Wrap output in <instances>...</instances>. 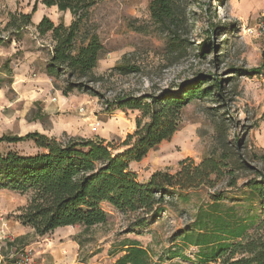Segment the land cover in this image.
I'll return each instance as SVG.
<instances>
[{"label": "rangeland", "instance_id": "obj_1", "mask_svg": "<svg viewBox=\"0 0 264 264\" xmlns=\"http://www.w3.org/2000/svg\"><path fill=\"white\" fill-rule=\"evenodd\" d=\"M150 1L99 0L93 8L90 23L96 26L103 44L94 69L102 80L90 84L99 94L95 96L78 91L65 95L64 77L55 79L45 73L53 43L49 33L39 34L34 22L48 17L55 24L69 23L70 12L46 6L41 0H0V28L11 14L19 24L22 15L31 16V24L20 37L0 44V137L30 132L54 137L98 136L119 152L124 149L123 140L136 129L139 112L114 109L107 113L105 101L120 93L173 92L178 85L206 79L209 81L200 86L207 88L218 78L221 95L216 99L193 98L171 140L150 151L141 163L133 164V171L146 180L156 170L174 172L185 158L198 163L213 147L215 122H223L229 138L239 139L248 152L264 151V39L258 32L264 0H179L186 20L180 38L172 44L153 23ZM9 32L14 34L15 27ZM12 33H4V38ZM125 59L140 71L110 73L112 67L126 63ZM21 62L34 67V81L19 82L14 88L13 70ZM257 69L260 73L252 71ZM38 150L32 140L0 142V154L27 155ZM245 178L238 180L236 188L226 189L221 201L233 206L238 218L253 212L250 205L257 207L243 188ZM224 188L220 182L214 189L200 187L169 195L159 218L139 234L127 232L126 216L104 204V224L89 229L59 227L44 236L36 235L16 218L27 203V195L0 189V228L6 227L9 233L0 240V264H13L11 260L26 253L31 258L28 264H114L128 241H137L155 260L160 258V264H198L197 247L187 245L182 237L174 238L180 231L193 229L196 214L212 202L211 194Z\"/></svg>", "mask_w": 264, "mask_h": 264}, {"label": "trees", "instance_id": "obj_2", "mask_svg": "<svg viewBox=\"0 0 264 264\" xmlns=\"http://www.w3.org/2000/svg\"><path fill=\"white\" fill-rule=\"evenodd\" d=\"M98 1L41 0L61 12L69 11L72 16L69 23L57 24L43 17L35 26L39 34L49 33L53 45L45 73L55 79L64 77L65 95L78 91L99 96L90 86L102 80L94 69L101 59L103 44L96 26L90 23ZM149 12L167 42L172 44L180 38L186 15L179 0H151ZM21 17L19 24L16 16L10 15L0 28V44L20 37V32L31 24L30 15ZM11 27H15L14 34L9 32ZM4 33L12 35L4 38ZM125 62L112 67L110 73L126 75L140 71L135 64L126 59ZM252 71L260 73L261 69ZM2 81L0 76V87ZM207 81L181 84L177 91L160 94L120 93L105 101L107 113L114 109L139 112L136 129L123 140L124 149L119 152H114L110 142L98 136L54 137L40 132L1 136L0 142L32 140L39 149L27 155L11 151L0 154V189L28 197L16 217L19 223L33 229L38 236L65 226L89 229L107 221L103 209L107 204L126 216L127 232L139 234L159 218L169 195L200 187L214 189L224 182L225 188L212 193V202L196 214L193 229L180 231L174 239L182 237L187 245L197 247L198 264H264V151L248 152L239 139L229 138L223 122H215L213 147L198 163L185 158L174 172L156 170L145 182L138 180L130 168L131 162H140L149 151L171 140L181 127L185 107L193 98L216 99L221 95V79L216 78L212 85L201 88ZM246 172L248 175H244ZM242 176L246 177L243 188L257 207L250 205L253 212L238 218L234 207L221 201L226 189L236 188ZM122 252L114 264H160L161 261L155 260L137 241L124 243Z\"/></svg>", "mask_w": 264, "mask_h": 264}, {"label": "crops", "instance_id": "obj_3", "mask_svg": "<svg viewBox=\"0 0 264 264\" xmlns=\"http://www.w3.org/2000/svg\"><path fill=\"white\" fill-rule=\"evenodd\" d=\"M38 22L39 21H36V22H34L35 23V25H37L38 24ZM27 65L28 64H26V63H19L18 65H17V67L13 70V80H14V83H13V87L15 88L16 86H18V83L19 82H21L22 84L23 83H25V82H23V81H30V80H32V81H34L33 79H32V73H35L34 72V69L32 70L31 68H34V67H27ZM36 78V77H35ZM16 85V86H15ZM24 86V85H23ZM26 86H28V85H25L24 87H26ZM160 146V145H159ZM152 151V150H151ZM150 152V151H149ZM148 152V153H149ZM144 159V158H143ZM143 159L140 161V162H131L130 163V168L132 169V170H135L134 168H133V164H138V163H141L142 161H143ZM135 173H137L136 171H134ZM153 172H150L149 174H148V176H147V178H146V180H141L140 179V177L138 176V173H137V178H138V180H140V181H142V182H145V181H147L148 179H149V177H150V175L152 174ZM67 227H69V226H67ZM70 227H72V226H70Z\"/></svg>", "mask_w": 264, "mask_h": 264}, {"label": "built area", "instance_id": "obj_4", "mask_svg": "<svg viewBox=\"0 0 264 264\" xmlns=\"http://www.w3.org/2000/svg\"><path fill=\"white\" fill-rule=\"evenodd\" d=\"M258 32L260 36L264 39V18L258 25ZM4 224V223H2ZM1 224V225H2ZM8 230L6 227L0 228V240L8 238ZM31 258L28 253L23 254L22 257L19 260H15L13 264H28L30 262Z\"/></svg>", "mask_w": 264, "mask_h": 264}]
</instances>
